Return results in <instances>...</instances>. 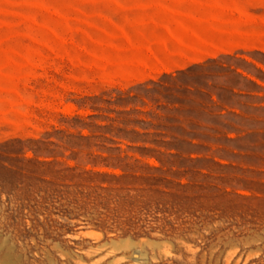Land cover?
Listing matches in <instances>:
<instances>
[{"label": "rangeland", "instance_id": "obj_1", "mask_svg": "<svg viewBox=\"0 0 264 264\" xmlns=\"http://www.w3.org/2000/svg\"><path fill=\"white\" fill-rule=\"evenodd\" d=\"M8 263L264 264V0H0Z\"/></svg>", "mask_w": 264, "mask_h": 264}, {"label": "bare ground", "instance_id": "obj_2", "mask_svg": "<svg viewBox=\"0 0 264 264\" xmlns=\"http://www.w3.org/2000/svg\"><path fill=\"white\" fill-rule=\"evenodd\" d=\"M126 244H127V246L129 245V243H126ZM126 244H125V245H126ZM130 248H131V247H130ZM140 255H141V254H140ZM138 256H139V254H138ZM8 264H10V263H8Z\"/></svg>", "mask_w": 264, "mask_h": 264}]
</instances>
